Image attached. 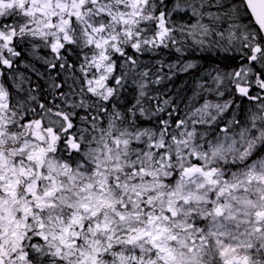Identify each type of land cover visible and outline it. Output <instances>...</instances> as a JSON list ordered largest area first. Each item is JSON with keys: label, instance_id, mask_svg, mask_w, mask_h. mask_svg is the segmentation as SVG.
<instances>
[{"label": "snow or ice", "instance_id": "obj_1", "mask_svg": "<svg viewBox=\"0 0 264 264\" xmlns=\"http://www.w3.org/2000/svg\"><path fill=\"white\" fill-rule=\"evenodd\" d=\"M24 44L43 70L24 61ZM41 48L49 55H38ZM165 50L177 59H156ZM197 51L218 59L200 73L205 82L197 83L187 103L162 98L154 86L200 67L185 59ZM26 73L46 79L51 101ZM245 99L255 111L246 109L240 119L233 106L239 110ZM180 103L184 110L177 119ZM262 113L264 0H0V225L7 216L12 236L11 253L0 246V264H175L169 244L177 237L169 222L181 203L190 209L184 232L194 231L202 247L215 236L224 264H250L236 249L225 250L223 225L207 237L204 227L197 228L210 216H224L218 202L246 190L214 166L224 145L215 146L213 161L186 145L223 137L235 151L259 125L260 144L248 141L241 153L251 158L264 151ZM105 123L120 153L111 169L91 164L83 151L97 129L103 134ZM201 147H212V141ZM183 152L192 166L183 168L178 191L168 193L163 206V194L153 193L176 177L171 161L184 160ZM65 153L60 164L54 157ZM73 156L80 158L75 168L68 162ZM140 157L151 159L154 171L137 162ZM59 176L70 187L58 183ZM196 176L204 181L197 195L183 196L184 180ZM149 179L155 183L145 184ZM178 193L181 198L173 199ZM196 205L213 211L202 215ZM256 224L254 235L264 239V211L256 212Z\"/></svg>", "mask_w": 264, "mask_h": 264}, {"label": "clouds", "instance_id": "obj_2", "mask_svg": "<svg viewBox=\"0 0 264 264\" xmlns=\"http://www.w3.org/2000/svg\"><path fill=\"white\" fill-rule=\"evenodd\" d=\"M262 115H264V113H262ZM103 128V134H101L100 129H97L94 134L96 137L95 141H92V137L89 136V141H91V143L86 141V147L83 151L88 153L89 162L91 164L99 163L101 168L107 164V167L111 169L114 167L111 160H114L120 153H117L116 146L112 143L113 137L108 135L106 123L103 125ZM180 131L182 132L183 129H180ZM200 131L203 132L205 130L201 129ZM236 131H238V129ZM260 137L261 129L259 125H257L256 131L253 132L251 136H247L244 141H240L235 146V151L228 150L229 145H231V140L229 139L225 142L223 137H221L219 141H216L213 136H209L207 140L197 138L195 142L190 140L189 144L186 145L189 152H195L201 155L206 153L210 161H213L212 153L215 146L217 144L224 145L223 153L218 155L213 161L214 166L218 170L228 173L227 178L230 184H239L242 189L246 190L233 192L230 196H226L224 200L218 202L225 208L224 216L218 219L214 216H210L205 220L203 225L198 224L197 228L204 227L205 232L203 235L207 237L209 231L215 229L216 224L223 225L219 234L223 238L222 242L225 245V250L230 251L231 249H236L235 255H238L241 258L247 256L250 264H264V239H259L254 235L257 228L256 212L264 211V151H259L251 158L244 159L241 158V153L248 150V141L259 145ZM236 139L239 141V137H236ZM208 141H212V147H201L202 144H206ZM109 149L111 150V157L108 155ZM171 152L173 154L176 153L175 147L171 149ZM181 154L185 157L184 160L177 158L171 161L177 170L176 177L171 181L167 188L158 187L156 192L153 193L154 196L163 194V206H167L168 193L178 191L180 185V173L183 168L192 166L188 161V153L183 152ZM163 155L167 156V153H164ZM66 156L67 155L65 154L63 156L58 154L54 158L58 160L60 164H63ZM225 160L229 162L228 166L225 165ZM233 160L236 162L235 167L231 166ZM68 162L73 168H75L77 163L80 162V158L78 156H73ZM137 162H143L147 170L154 171V165L151 159L140 157V160ZM121 163H123V161H121ZM164 163L167 164L168 160H165ZM94 170L95 169H93V171ZM89 175H91V173H89ZM113 175H115V173H113ZM220 179L223 180V177ZM57 180L58 183H64L65 187H70V182L65 177L59 176ZM87 182L88 181L85 180V183ZM121 183H123V180H121ZM144 183L152 185L155 181L149 179L144 181ZM160 183L165 182L160 181ZM183 183V196L187 197L192 195L194 197L197 195V186L204 183V181L199 176H196L194 180L185 179ZM221 187H224V185L221 184ZM199 195L203 197L204 192H200ZM180 198L179 193L176 197H173V199ZM160 206V203L157 201V207ZM194 207L203 209V212L201 213L202 215L213 211V208H208L204 205H196ZM213 207H215V205ZM177 210L180 214L175 220L169 222V227L171 229L170 234H174L177 237L176 241H172L169 244V247H171L175 253V264H224L225 257L220 255V245L215 242L216 237H212V242L207 247H202L199 244L200 237L196 236L194 231H183V229L190 224V218L185 215L190 209L181 203ZM47 215L48 213L46 212L45 217ZM233 216L235 219L229 218ZM214 220L216 223H212ZM238 221H246V223L238 225ZM232 225L241 228V231L236 232L235 229L232 228ZM10 232L11 230L8 227L7 216H5L3 225H0V246H3L5 250L11 253L12 236ZM261 235H264V233ZM249 237H251V239H249ZM193 239L197 241L195 245L192 243ZM257 240L259 241L258 245L255 243ZM16 255H19V253ZM12 259H16V256H13ZM105 264H112V262L111 260H107Z\"/></svg>", "mask_w": 264, "mask_h": 264}, {"label": "trees", "instance_id": "obj_3", "mask_svg": "<svg viewBox=\"0 0 264 264\" xmlns=\"http://www.w3.org/2000/svg\"><path fill=\"white\" fill-rule=\"evenodd\" d=\"M177 21H179V17L175 18ZM24 49H26L23 52L24 56V61L29 62V63H35L36 67L41 68L43 70L42 65L35 61L33 55L30 53V48L31 45L29 44H24L22 46ZM230 54V53H229ZM38 55L40 56H47L49 55L47 49L41 48L38 52ZM219 55H224V53H220ZM212 56H216V53H212ZM163 57V59L166 62H173L177 59V55L174 52H169L168 50H165L160 54V56H157L156 59H160ZM144 60H149L151 59L150 56H144L142 57ZM185 59L186 60H192L197 62L200 67L196 69L190 70L188 73H177L171 81L169 80H164L160 85H155L154 87L158 89L161 93H163L162 98H168L169 96L173 97L174 99L179 102L180 98H184V103H187V97L193 95L194 91H198L197 89V83H204V79H198L200 78V73L208 69L210 66L217 65L218 59H213L211 56L208 54H202L199 51H197L194 55L188 56L185 54ZM17 64H21V61H17ZM220 67H223V64L219 65ZM24 69L21 68V71ZM165 73L167 74V69H165ZM27 75L31 76L32 79V86L35 87L37 84L40 85V89L42 92H44L45 96L47 97L48 101H51V95L48 94V83L46 79H37L34 75L31 73H26ZM52 75H55V73H52ZM215 75V73H213ZM223 90V89H222ZM225 100L230 99V97L225 96ZM203 101H201L202 103ZM222 102V101H221ZM56 103H59V101H56ZM184 103H180L179 107L181 109L180 113L176 114V118L178 119L181 115H183V110H184ZM236 105L239 106L241 105V101L239 99L236 100ZM199 106V105H197ZM251 108L252 111H255V108L252 105H249L248 101L245 99L243 101V104L239 110H237L236 106H233V110L237 111L238 118L243 119L245 110ZM82 114V113H81ZM163 117H167L168 113L162 114ZM231 114H229L230 117ZM106 120V118H104ZM78 120V117H77ZM155 123V121H153ZM147 126V125H145ZM173 127H175V124L173 123ZM223 127V125H221ZM65 155H68V153H65ZM255 243L258 245L259 241H255ZM110 259V258H109Z\"/></svg>", "mask_w": 264, "mask_h": 264}, {"label": "rangeland", "instance_id": "obj_4", "mask_svg": "<svg viewBox=\"0 0 264 264\" xmlns=\"http://www.w3.org/2000/svg\"><path fill=\"white\" fill-rule=\"evenodd\" d=\"M195 177L192 178V180H194ZM212 223H216V221H212ZM232 228L235 229L236 232H240L241 231V228H237L236 225H232Z\"/></svg>", "mask_w": 264, "mask_h": 264}]
</instances>
